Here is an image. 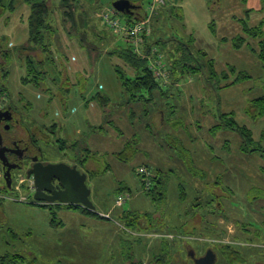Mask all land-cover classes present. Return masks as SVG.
<instances>
[{
	"label": "rangeland",
	"instance_id": "obj_1",
	"mask_svg": "<svg viewBox=\"0 0 264 264\" xmlns=\"http://www.w3.org/2000/svg\"><path fill=\"white\" fill-rule=\"evenodd\" d=\"M8 1L4 0L6 8ZM46 1L50 7L48 20L53 24L54 33L50 37L51 32H46L49 38L48 43L42 44L45 49L27 41L31 12L27 3L7 9L0 17V83L7 85L13 97L24 96L32 101L31 107L25 105L26 101L14 105L20 130L6 133L29 141L31 136L25 126L56 124L57 127L51 130L44 126L48 136L35 133V139L47 159L72 165L77 155L70 149L61 153L57 147L61 143L55 141V136L60 139L66 135L70 141L77 137L81 144L88 146L95 155L90 157L87 168L95 173L88 177L87 185L95 206L93 211L98 215L86 214L81 205H77L79 209H73L65 203L50 204L51 207L35 204L34 180L19 172L14 182L17 189L0 187V264H126L125 257L129 252L137 259H144V264H164L166 257L170 264H190L182 262L183 257L197 264L189 248L184 247L186 241L200 254L209 247L218 251L220 261L217 264L229 263H225L227 258L223 249L226 248L230 255L238 252L244 260H234L230 264H264V156L261 152L243 153L240 150L242 138L237 131L227 129L219 133L216 143L206 136L211 111L218 116L233 111L235 119L246 124L264 146V115L253 120L244 111L252 98L264 94V75L259 59L247 45L240 50L230 47L231 53L227 47V53L222 47L215 49L216 52L219 50L215 56L218 72L227 70L231 64L252 74L251 79L224 88L216 87L215 80L206 79L207 71L201 75L189 74L177 82L166 65V78H161L160 82L155 79L167 93L161 95L156 91L146 106L145 102L128 98L129 93L122 88L115 73L116 65L129 74L134 73L130 63L121 59L118 53H111L118 44L127 43L122 35L115 34L99 21L100 11L113 7L115 0H69L68 6L60 4V0ZM131 1H140L141 9L145 11L150 0ZM175 1L168 0L162 9L168 2L173 5ZM216 1L178 0L189 25L184 26L183 32L173 25L175 19H171L166 26L168 38L187 35L189 26L200 39L212 37L206 24L210 18H216V14L210 17L207 4L215 9L217 5L221 6V1L214 4ZM223 1L226 5V0ZM66 10L74 13L73 19ZM125 14L119 12L118 16L125 20ZM220 15L228 21L231 13L224 10L218 17ZM261 16L264 14H253L250 24H256ZM235 26L238 25H228L227 31ZM218 27L221 31L219 23ZM155 33L162 37L165 34L161 30ZM168 38L164 37L165 40ZM79 40L86 44L83 49L88 58L76 56L72 61L69 55L81 48ZM22 46L26 50L22 51ZM3 48L12 51L10 56H5V61ZM159 48L167 62L168 50L174 49L175 43L168 42V47ZM63 51L69 59L62 56ZM51 54L56 58L55 64L47 60ZM27 55L45 60L41 65L49 73L48 86L57 95L53 100L54 95L22 82L27 71L19 61H24ZM249 63H253L256 70H249ZM79 64L83 65L79 70L83 73L81 77L86 78L84 88L70 83L72 87L68 94L58 91L68 72L72 81L76 79L75 70L79 69ZM61 68L63 77L59 75ZM8 70L9 75L6 74ZM184 85L199 88L200 97L197 99L196 95L189 94L193 89L180 96L177 93L183 90L176 88L178 92L174 90V94H170L171 88ZM117 86L121 88L119 91ZM97 92L111 96L106 107L97 101H88ZM60 96L62 99L59 100ZM6 98L3 101L0 96V103L11 102L9 95ZM128 144L130 147L127 148ZM118 155L126 160H120ZM191 159L197 171L202 170L196 177L190 175ZM144 166L153 174L157 168L166 172L168 187L161 204L148 197L140 186V180L144 179L140 171ZM80 169L85 172L82 166ZM1 184L4 185L3 179ZM125 186H129L131 192L128 189L122 191ZM183 189L188 195L184 201L180 196ZM122 194L129 197L120 205L117 197ZM194 203L200 205L194 207ZM124 210L141 214V220L145 221L142 227L127 228L122 218ZM152 214L158 219L151 217ZM243 222L251 228L250 233L238 225ZM165 249L170 256L161 254ZM153 254L157 256L153 257ZM173 256L176 260L172 262Z\"/></svg>",
	"mask_w": 264,
	"mask_h": 264
},
{
	"label": "trees",
	"instance_id": "obj_2",
	"mask_svg": "<svg viewBox=\"0 0 264 264\" xmlns=\"http://www.w3.org/2000/svg\"><path fill=\"white\" fill-rule=\"evenodd\" d=\"M8 2H9V5L6 8L4 6V0H0V17L6 12L7 9L12 10L19 3H23V2L27 3L31 11L30 16H29L30 36L27 41L32 42V44H35V46L41 45L42 48L45 49V47H43L42 44L44 42H47V39L49 38V36L45 35L46 32L48 30L51 32L50 37L54 33L53 24L48 20V16H49L48 14H50L49 3L46 0H9ZM61 3L64 4V6L65 5L68 6L69 0H60V4ZM136 4L138 7L133 13L125 14L126 20L132 21L135 18L139 19L143 17L144 13L137 11L139 8H142L141 6L142 3L137 2ZM176 8L177 7L174 5L171 9L174 15L176 13ZM65 12L69 14V16L72 19L74 18V13L71 10H66ZM229 13H231L230 17L232 16V21L233 19H235L237 23L240 24L241 30L240 32L234 33L231 36V39H229V37H223L222 40L226 42L230 40L232 43V47L236 50L238 49L240 50L241 48L247 45L248 48L252 51V53L255 54L257 58L259 59V61L261 62V67H262L263 75H264V17L259 19L257 23L254 22L256 24L251 25L247 18L238 17L232 11H229ZM247 15L249 16V14ZM217 17H218V14H217ZM99 21H100V24H102L100 16H99ZM216 25H217L216 21L213 19L211 28L213 32L215 33H217L218 31ZM1 39L3 38L1 37ZM79 41H80V44H81L80 46L82 49L87 47L85 43H83L81 40ZM168 42L175 43V48L168 50L169 54L168 56H166V61H167L166 65L168 66V69L171 72V76L173 77L174 80H177V82L183 81L185 78L188 77L189 74L191 75L202 74L204 71H207L208 73L205 75L206 79L208 78L209 80H215L217 87H221L222 85L224 86L236 85L242 81L249 80L252 78V74L248 70H240L235 65H229L227 67V70L218 72L216 68L215 59L209 57L207 50L197 47L196 39L194 35H191L185 40L179 37H173V38L171 37L168 40L161 38V39L155 40L153 43H150V44H148L146 41L147 43L145 44L146 51H150V49L154 46H159L162 49H165L166 47H168ZM21 49L22 51H24L26 50V47L22 46ZM1 52L2 54L4 53L2 55L3 60H4L5 56L11 55L12 51L10 50V48L9 49L3 48L1 49ZM111 53L113 54L118 53L121 59H123L126 63L128 62V64L130 63L135 69L133 70L134 71L133 74H129L125 72L122 69V67H120L119 65L115 66V73L117 75L118 81L121 82V86L125 90V92L129 93L128 98L131 101L134 100V102H145L147 106L149 105L150 101L153 100L152 98L156 91L160 92L161 95H166L167 91L159 85V83L155 79L154 73L149 68L147 58L142 57L138 53H136L134 51L133 46H131L130 44H126V45L118 44L117 49L111 51ZM23 60L24 61H19V62L20 64L23 65V67L27 71V75L22 78V82L27 83V84L29 83L33 84L35 87L54 95L55 93L52 92V89L47 84L49 73L47 72L46 68H44L41 65L43 62H45V60L43 58H38L36 55H35V58L34 56H28V55L24 56ZM47 60H50L53 64H55L54 60L56 61V58L54 54H51L47 56ZM59 73H60L59 75L63 77L62 68L60 69ZM6 74L9 75V70H8V73ZM81 74L83 73H77L75 82H72L70 77L67 75L66 79L63 78V80H61L62 83L60 84V87H58L59 88L58 91H62V92L65 91L68 94L71 89L69 87L70 83L71 84L75 83V85L79 84L83 86L84 88L86 78L84 79V76L81 77ZM207 75H209V77ZM5 93H7V95L11 96L12 98V95L10 94L9 88L7 87V85L0 83V96H3ZM55 95L53 96V98H51V100L55 98ZM23 101H26L24 102L25 105H28L31 107L32 102L30 100H26L24 96H19L18 100H14L12 98L9 104H13L14 106L16 105V103L18 104ZM88 101L89 102L97 101L101 105L106 106V104L110 103V98L108 97V95L102 94V92H97ZM245 112L253 119H258L262 117L264 115V95L259 96L249 101V103L245 107ZM220 119H221L220 125L215 126L213 131L216 132L220 129H229V130L237 131L242 138V141L240 144V150L243 153H255V152L260 153L261 152L264 156V146H262L260 142L254 138L253 131L248 126L239 123L237 119H235L234 112L221 113ZM55 126L57 127L56 124H53L50 126L45 125V128H49L51 130V129H54L53 127ZM43 127L38 126L40 131L43 134H45ZM47 136L48 135L45 134V137ZM55 141L61 143L60 145L57 146L61 153L62 151H65L67 149L68 150L70 149L71 151L75 152V155H77V158L81 160L80 162L82 164V165L79 164L78 167L80 168V166H82L85 169V172L88 174V177H92V175H94L95 172L88 170L87 168L90 157L95 155L88 146L86 147V145L81 144V140L79 141L74 140L72 142H69L63 138L58 139L56 138V136H55ZM128 147H130L129 144L127 148ZM83 152H85L84 157L82 156ZM118 158L123 161L126 160V158H123L119 155H118ZM75 162H73V164ZM191 163L192 165L190 167L192 169L190 171V175H192L193 177L200 175L202 170L197 171L198 168L196 165H194L192 159H191ZM81 171L84 172V170L82 169ZM164 172L165 171L162 168L156 169L153 178H151L150 180L151 185L149 188L146 187V182L144 179L140 180L141 181L140 186L144 188L143 189L144 193L148 197L150 196L154 201L158 202L159 204H161L162 200L166 197V191L168 187V179L166 178V175H165L166 172L165 173ZM3 188L8 190V185L4 184ZM127 189L128 191L131 192V189L129 188V186L123 187L122 191H126ZM13 190H14V187H13ZM183 190L180 193V196L184 201L188 199V195L185 192V189ZM199 205L200 204L198 203L193 204L194 207L199 206ZM43 206L51 207L50 204L43 205ZM69 207L73 209H79L76 204H69ZM82 211L89 215H93V216L98 215L95 211H93L92 209H88L86 207H84ZM147 215L150 216V213H147ZM141 217H142L141 214L135 213L134 211L124 210V215L122 218L125 219L127 228L132 229V228L142 227L141 225L144 224L145 221H142ZM151 217H154L153 214ZM155 219H158V218H155ZM238 225L242 227L243 230L247 231V233L251 232V228L249 227L248 224L243 222L242 224H238ZM255 233L256 235H258L257 231ZM184 246L191 247V248L193 247V245L189 241H186L184 243ZM209 250H214V249L209 247L208 249H206V252ZM223 251L225 252V256L227 258V260H225L226 261L225 263L229 262L228 264H230L234 260H241L242 262H244V260H242V257L239 255L238 252H233L234 256H232L230 255L231 252H229L227 248L223 249ZM206 252L204 253L203 256H205ZM163 254L170 256V254H168L167 249L163 250ZM229 255H230L231 260L228 258ZM201 257L198 256V258H201ZM172 259L173 260L171 261L173 262L174 259L176 260V257L173 256ZM143 260L137 259L135 255L133 254V252H129L128 255L125 257L126 264L128 263L144 264ZM182 261L184 262L183 258H182ZM160 263L161 262H159L158 264ZM162 263L170 264V262L168 263L167 257L164 259V262ZM171 264H174V263H171Z\"/></svg>",
	"mask_w": 264,
	"mask_h": 264
},
{
	"label": "crops",
	"instance_id": "obj_3",
	"mask_svg": "<svg viewBox=\"0 0 264 264\" xmlns=\"http://www.w3.org/2000/svg\"><path fill=\"white\" fill-rule=\"evenodd\" d=\"M175 1V0H174ZM177 1L178 0H176L175 1V4H173V5H170L169 3H168V6L167 7H165L164 9H162V11H160L159 12V15L157 16V17H154L153 18V22H152V27H153V32H152V36L147 40V43L148 44H150V43H153L155 40H158V39H164V37L165 38H168V37H170V36H168V33H166L168 30L166 29V26L168 25L167 23H169V21L171 20V19H175L174 21H173V25H177V27H179L183 32H184V29H185V27L184 26H188L189 24H187L188 23V20L186 19V22H185V17H184V12H183V9H182V6H180V5H178L177 4ZM218 1H221V6H214L215 7V9L212 7V5L210 4H207V10L208 11H210V17H212V16H215V14H216V18H210L209 19V21L207 22V24H206V26L208 27V29H209V31H210V33H211V35H212V37H207V38H203V39H200L199 38V34L198 33H196V31L194 30V29H192L190 26H189V28L187 29V35L185 34V35H183V36H177V37H179V38H182V39H186V38H188V37H190L191 35H194V37H195V39H196V45H197V47L198 48H202V49H205V50H207V52H208V54H209V57L210 58H213V59H215V56L217 55L218 56V54H219V50H220V48L222 47V49H223V51L224 52H228L229 50H230V47H232V43H231V41L229 40V41H223L222 39H223V37H229V39H231V36L234 34V33H236V32H240V30H241V26H240V24H238L237 23V21L235 20V19H233V21H232V16L231 17H228L229 19H228V21L225 19V18H223L224 16H221L220 15V17H217V14H220V13H222V11H224V10H226V13H229V11H232V12H234L235 14H237L238 15V17H241V18H247L248 19V21L250 22V17L253 15V14H261V15H263L264 14V0H226L225 1V3H227L226 5H224V1L223 0H218ZM218 1H216V3L214 2V4H217L218 3ZM131 2H133V1H131ZM133 3H135V2H133ZM138 3H140V1H138ZM136 4V3H135ZM176 6L177 8H176V13H175V15H174V13H172V7L173 6ZM228 5V7H226ZM138 7V6H137ZM179 7H180V9H179ZM137 9V8H136ZM136 9H134L133 10V12L136 10ZM139 9H141V8H139ZM216 10H219V13L216 11ZM138 11V10H137ZM141 12L142 13H144V10H142L141 9ZM180 14V15H179ZM247 14H249V16L247 15ZM164 16V17H163ZM264 17V16H263ZM262 16H261V18H263ZM260 18V19H261ZM215 20L216 21V26H217V33H215V32H213V30H212V28H211V26H212V20ZM217 20H218V22H217ZM218 23L221 25V31H219V27H218ZM223 23V24H222ZM237 24L238 26H235L234 28L235 29H230L229 28V30L227 31V28H228V25H234V24ZM254 23V22H253ZM159 31V30H161V31H163V32H165V34H163L164 35V37H162L161 35L159 36V35H157V33H155L156 31ZM236 31V32H235ZM154 33V34H153ZM232 34V35H231ZM171 37L173 38V36L171 35ZM169 39V38H168ZM116 41H118L117 39H116ZM71 44V43H70ZM226 47L228 48V51H227V49H226ZM219 49L218 50V52H216L215 51V49ZM69 50H73V49H71V48H69ZM67 51V50H66ZM74 51V54L71 56V55H69L71 58V60L72 61H75V59L77 58L76 56H78L79 58H81L82 56L83 57H87L88 58V55H87V53H86V50L85 49H79V50H73ZM230 52V51H229ZM231 53V52H230ZM245 54H246V52H245ZM254 55V57L255 58H257L256 57V55L255 54H253ZM62 56L64 57V58H66L68 55L65 53V51H63V54H62ZM69 56H68V59H69ZM230 63V62H229ZM57 64H59L60 65V63L58 62ZM251 66H249V70H252V69H254L255 68V70H256V66L253 64V63H249ZM80 65V67H79V69H77L76 68V70H75V73H82V72H80L79 70L83 67V65H81V64H79ZM231 65V64H230ZM229 66V65H228ZM227 66V67H228ZM74 67H76V64L74 63ZM239 69V68H238ZM242 70H245V69H242ZM223 71H225V70H223ZM68 72V71H67ZM69 73V72H68ZM68 73H67V75H68ZM199 75H201V74H199ZM70 79H71V81H72V77L70 76ZM76 80H75V78L73 79V81L72 82H75ZM193 82V81H192ZM74 85H75V83H73ZM118 85H119V83H118ZM194 85H184V87H173V88H171L172 90H171V92H170V94L171 93H173L174 94V90H175V93H177L178 92V89H182L183 91L182 92H178L177 94H184L185 92H188V91H192V89H193V91L192 92H189V94L191 95V96H193V95H196V97H197V99L200 97L199 95L201 94L200 92H199V90H197V89H199V88H197V87H193ZM233 86H235V85H228V86H224V85H222L221 87H218V88H224V87H233ZM69 87L71 88L72 86H70L69 85ZM192 87V88H191ZM217 87V86H216ZM176 88H178V89H176ZM195 88H196V90H195ZM121 88L120 87H118L117 86V90L119 91ZM164 89V88H163ZM166 90V89H165ZM5 95V97H6V95H7V93H5L4 94ZM55 95V94H54ZM60 95V94H59ZM189 95V97H191ZM264 95V94H263ZM57 95H55V97H56ZM93 95H91V97H92ZM181 96V95H180ZM262 96V95H261ZM91 97H90V99H91ZM108 97L110 98L111 96H109L108 95ZM12 98H14V99H18V97L17 98H15V97H13L12 96ZM11 96H10V101H11ZM26 98V97H25ZM59 100L60 99H62V97L60 96V98H58ZM89 99V100H90ZM114 99V98H113ZM252 99H255V98H252ZM251 99V100H252ZM6 100H7V98H6ZM5 100V101H6ZM27 100V99H26ZM250 100V101H251ZM32 102V101H31ZM248 104V103H247ZM246 104V105H247ZM246 105L244 106V107H246ZM104 106V105H103ZM102 107V106H101ZM106 107V106H105ZM243 107V108H244ZM103 111H104V108H103ZM103 111H102V113H103ZM244 111H245V108H244ZM231 112H233V111H231ZM222 113H230V112H222ZM246 113V112H245ZM104 114V113H103ZM234 114H235V112H234ZM209 116H210V119H208L207 120V122H208V129H207V132H206V136L209 138V141H211V142H213V143H216L217 142V139H218V137H219V133H222V132H226L227 131V129H220V130H218V131H213V129L215 128V126H218V125H220V123H221V119H220V115H221V113L219 114V116L216 114V112H213V111H211L209 114H208ZM246 115L247 116H249L247 113H246ZM250 117V116H249ZM251 118V117H250ZM261 118V117H260ZM260 118H258V119H260ZM253 119V118H252ZM253 120H257V119H253ZM238 121V120H237ZM40 125V124H39ZM38 125V126H39ZM244 125H246V124H244ZM34 126V125H33ZM41 126V125H40ZM45 126V125H44ZM47 126V125H46ZM247 126V125H246ZM41 127H43V126H41ZM102 127V126H101ZM31 131H34L35 132V128H29ZM39 134H42V132L40 131V133ZM65 134H67V130H66V132H65ZM262 136H263V134H262ZM68 138H69V136H66V135H64L63 136V139H66L67 141H69V142H72V140H80V139H78L77 137L76 138H74V139H72L71 141L70 140H68ZM255 138V137H254ZM60 139H62V138H60ZM256 139V138H255ZM151 140V139H150ZM257 140V139H256ZM223 149H225V148H223ZM222 151H224V150H222ZM210 166V165H209ZM206 168H208V166H205ZM0 180H2V178H0ZM1 186H3L2 184L0 185V187ZM14 189H17V187H14ZM54 204H58V203H54ZM185 248H191V247H186V246H184ZM195 251L194 253H195V255H193L194 257H196V258H198L197 256H203L204 255V253L203 254H200V253H198V251L194 248V247H192L191 248V251ZM213 252H214V254H215V263L214 264H217L219 261H220V253L218 252V251H216V250H213ZM163 252H161V254H162ZM182 255V254H181ZM153 256H157V254H153ZM184 258V257H183ZM188 262H190V264H191V260H189Z\"/></svg>",
	"mask_w": 264,
	"mask_h": 264
},
{
	"label": "water",
	"instance_id": "obj_4",
	"mask_svg": "<svg viewBox=\"0 0 264 264\" xmlns=\"http://www.w3.org/2000/svg\"><path fill=\"white\" fill-rule=\"evenodd\" d=\"M117 11L124 13H133L137 5L131 0H115L112 5ZM9 110H0V122L3 118L11 119L7 116ZM3 138L0 133V146L3 145ZM5 149L3 146L0 152ZM35 161V158H34ZM27 176L33 178L35 185L34 199L36 201H44L49 204L65 203L84 206L94 210L95 206L90 199L91 189L87 185L88 174L81 171L76 164L71 165L66 162L47 163L37 162L28 171ZM4 177L11 187L12 172L11 167L4 172ZM62 184V188L57 187L54 181ZM200 264H214L215 254L213 250H209L207 254L197 259Z\"/></svg>",
	"mask_w": 264,
	"mask_h": 264
},
{
	"label": "built area",
	"instance_id": "obj_5",
	"mask_svg": "<svg viewBox=\"0 0 264 264\" xmlns=\"http://www.w3.org/2000/svg\"><path fill=\"white\" fill-rule=\"evenodd\" d=\"M167 4V0H150L148 7L144 11L142 18H135L132 21L119 18L118 13L114 7H107L100 11L101 23L106 28L117 35H122L125 42L133 46L134 51L140 56L147 58L148 66L154 73L155 78L160 82L161 78H166L168 75L166 71V62L158 46H154L150 51H146V41L152 36L153 27L152 22L154 16ZM168 82V79H167ZM166 82V84H167ZM4 98V95L2 96ZM3 102L0 103V110L3 108ZM141 174L146 182V187L151 185V178L154 174L151 170L144 166L141 168ZM34 189V187H33ZM129 195H119L117 197L118 204L122 205L128 199ZM109 217V215H108Z\"/></svg>",
	"mask_w": 264,
	"mask_h": 264
},
{
	"label": "flooded vegetation",
	"instance_id": "obj_6",
	"mask_svg": "<svg viewBox=\"0 0 264 264\" xmlns=\"http://www.w3.org/2000/svg\"><path fill=\"white\" fill-rule=\"evenodd\" d=\"M6 100V97L4 95L3 101ZM3 104H5V102H3ZM3 111H7L9 110L10 113H7V116H12L11 119H5L3 118L2 121L0 122V133L2 135L3 138V146L5 149L2 150V152H0V178L3 179L4 184H7V181L4 177V172L8 169V167H11V172H12V183H11V187H9L8 185V189L12 190L14 187V182L15 179L17 177V174H19V172L21 173H25L27 176L28 171L34 166V164H36L37 162H42L44 164L47 163H56V162H60V161H54L51 159H47L45 154H44V150L43 148L39 145L38 141L35 139V133L39 134L40 133V129L38 128L37 125H35V132L31 131L28 127L25 126V128L27 129V131L29 132V135L31 136V139H29V141H26L25 138H18L16 136H8L6 132L8 131H14L17 132L19 129L20 125V120L18 118H16L15 114H17V108L13 106V104H7V105H3V108L1 109ZM24 126V125H23ZM0 146V148H1ZM35 158V161H34ZM75 163L77 166L81 164V160H79V158H75ZM73 164V165H74ZM72 165V164H71ZM79 168V167H78ZM80 169V168H79ZM81 170V169H80ZM28 179H32L29 178L27 176ZM54 184L57 185V187L62 188V184L58 181H54ZM36 189H35V185H34V189L32 193H35ZM35 204H39V205H47L49 203H46L44 201H36L34 202ZM190 251V255H195V251H191V249H189ZM208 252V251H207ZM206 252V254H207ZM205 254V255H206ZM198 257V256H197ZM197 259L196 257H194ZM184 259V258H183ZM184 261H189V259H184ZM183 262V261H182ZM191 264H193L192 260H191ZM197 264H200L199 262H197Z\"/></svg>",
	"mask_w": 264,
	"mask_h": 264
}]
</instances>
